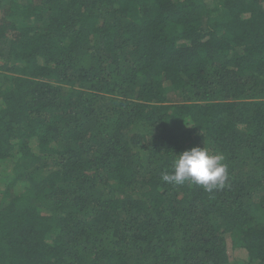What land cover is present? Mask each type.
Listing matches in <instances>:
<instances>
[{
	"label": "trees",
	"instance_id": "trees-1",
	"mask_svg": "<svg viewBox=\"0 0 264 264\" xmlns=\"http://www.w3.org/2000/svg\"><path fill=\"white\" fill-rule=\"evenodd\" d=\"M0 264H264V0H0Z\"/></svg>",
	"mask_w": 264,
	"mask_h": 264
},
{
	"label": "clouds",
	"instance_id": "clouds-1",
	"mask_svg": "<svg viewBox=\"0 0 264 264\" xmlns=\"http://www.w3.org/2000/svg\"><path fill=\"white\" fill-rule=\"evenodd\" d=\"M224 160L223 154H210L207 147H194L177 155L172 161L171 173L162 172L161 179L176 186L189 182L212 193L223 189L229 179L228 166Z\"/></svg>",
	"mask_w": 264,
	"mask_h": 264
},
{
	"label": "rangeland",
	"instance_id": "rangeland-1",
	"mask_svg": "<svg viewBox=\"0 0 264 264\" xmlns=\"http://www.w3.org/2000/svg\"><path fill=\"white\" fill-rule=\"evenodd\" d=\"M202 2L208 7H213L214 5L217 4V0H202ZM240 51V50H238Z\"/></svg>",
	"mask_w": 264,
	"mask_h": 264
}]
</instances>
